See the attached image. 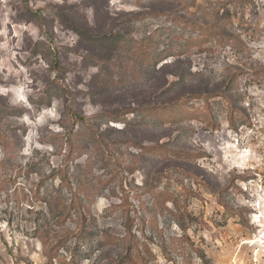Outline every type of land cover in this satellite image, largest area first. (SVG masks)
Listing matches in <instances>:
<instances>
[{
	"label": "rangeland",
	"instance_id": "374dc122",
	"mask_svg": "<svg viewBox=\"0 0 264 264\" xmlns=\"http://www.w3.org/2000/svg\"><path fill=\"white\" fill-rule=\"evenodd\" d=\"M0 264H264V0H0Z\"/></svg>",
	"mask_w": 264,
	"mask_h": 264
},
{
	"label": "trees",
	"instance_id": "16d2710c",
	"mask_svg": "<svg viewBox=\"0 0 264 264\" xmlns=\"http://www.w3.org/2000/svg\"><path fill=\"white\" fill-rule=\"evenodd\" d=\"M42 242H43V241H42ZM43 244H45V242H43ZM130 249H131V248H129V251H128V253H131ZM131 250H132V249H131Z\"/></svg>",
	"mask_w": 264,
	"mask_h": 264
}]
</instances>
